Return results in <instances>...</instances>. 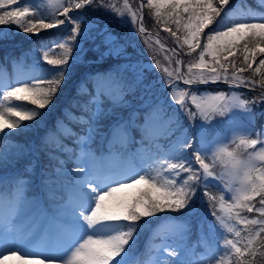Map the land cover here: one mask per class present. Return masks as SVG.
<instances>
[{
    "label": "snow or ice",
    "instance_id": "obj_1",
    "mask_svg": "<svg viewBox=\"0 0 264 264\" xmlns=\"http://www.w3.org/2000/svg\"><path fill=\"white\" fill-rule=\"evenodd\" d=\"M230 3L231 0H139L138 5L132 6L129 0H124L123 7L130 17L127 22L133 26L137 21L141 23L129 35H122L107 22L72 14L102 8L123 18L124 13L105 0H66L59 13L63 18L51 22L40 17L38 9L22 4V0H0V26L15 27L36 37L41 31L70 26L67 38L54 45L63 55L53 59L44 51L42 56L43 62L55 70L53 78L43 74L33 80L0 85V134L5 137L27 129L29 124L25 122L39 125L43 110L54 104L62 86L72 79L77 62L89 53L99 60L107 56L118 61L130 60L126 52L130 35L145 34L142 23L145 6L154 10L158 24L165 25L162 31L175 43L168 51L176 57L175 69H165L167 76L161 74L158 79L150 80L146 75L158 63L145 66L142 61L116 63L109 71L96 73L90 77L93 87L76 105L78 111L71 113L66 109L68 123L58 121L37 149L9 143L0 151V162L32 152L36 160L28 163L27 172L37 168L39 152H45L48 159L35 178L15 180V188L7 197V207L4 206L6 198L0 196V246H11L6 249L11 257L24 264L29 258H35L39 264L57 261L59 264H128L142 220L165 212H183L197 199L208 204L211 209L208 215L214 218L201 243L211 248L217 233L223 242L217 240L215 251L206 258L194 260L179 240L162 242L159 250L163 264H254L250 258L257 254L264 256V125L254 124L256 109L264 106V17L257 22L222 24V13ZM5 35L0 32V38ZM184 46L190 50L188 54L198 56L196 62L186 64V72L181 71L180 60L185 55ZM126 71L134 74L133 82L125 78ZM245 73L249 75L246 77ZM178 83L187 90L169 98L188 117L189 128L195 127L197 118L201 119V131L198 138L188 129L175 138L168 132L169 143L162 148L156 122L165 119V112L159 103L153 102V89L162 84L161 90L171 93ZM209 83H226L230 89L243 86L256 95L230 107L229 95L223 91L213 95L193 90L197 85ZM137 89L140 103L133 106L126 96L135 95ZM13 101L19 103L13 104ZM25 103L33 106L32 109L24 110L21 105ZM235 107L243 109L246 116V123L239 129L242 134L238 142L236 137L232 140L235 148L229 150L224 146L210 155L205 135L207 123L215 116L230 119ZM260 115L264 117V110ZM134 132L139 134V139ZM56 133L72 140L71 149H62L66 153L63 159H56L52 152L46 151L48 136ZM95 144L107 146L106 157L93 151ZM133 144L138 145L136 151L128 152V146ZM247 149L252 151H244ZM225 157L230 165L228 175L238 180L239 186L231 189L233 194L226 199L229 186L221 184L223 191L217 200L211 189L222 178L213 174V163L208 161ZM105 159L118 160V169L103 167L101 161ZM135 161L149 168L156 166L166 175L153 177L142 171L138 178H130V182L118 178L119 172ZM36 179L39 181L36 192L26 196L25 192L31 190ZM126 189H136V193L112 199L115 193ZM44 202L51 207L45 208ZM217 202L225 216L216 210ZM241 212L259 215L249 218ZM230 221L243 225L244 235ZM24 224L31 225L29 232L39 228L63 239L66 247L62 254L21 253L16 245L27 239L19 227ZM219 226L234 238L219 232ZM175 235L179 236V231Z\"/></svg>",
    "mask_w": 264,
    "mask_h": 264
},
{
    "label": "trees",
    "instance_id": "obj_2",
    "mask_svg": "<svg viewBox=\"0 0 264 264\" xmlns=\"http://www.w3.org/2000/svg\"><path fill=\"white\" fill-rule=\"evenodd\" d=\"M64 3L66 0H63ZM106 3L109 4V6H112V0H105ZM22 4H27L34 10L38 9V15L42 18H44L46 21L51 22L55 19L63 18L60 15H56L55 13H52L53 11L49 9L43 0H22ZM65 4H63L64 6ZM144 20L143 25L144 27L158 35V37L163 42H168L173 47H175L174 41L169 38L168 34L163 32L162 29L165 27V25L161 23H157L156 18L154 16V10H149L146 6L144 7ZM73 15H84L91 17L93 19H98L103 22H107L110 24L111 27H115V20H116V14L111 11H105L102 8L92 9L88 8L85 9L83 13H77L73 12ZM223 20L221 21L222 24H230L234 22H244V21H251V22H257L262 17H264V0H231V3L227 6L225 9V13H222ZM173 27V30L175 29L174 25H171ZM216 25L214 24L213 27ZM63 29V30H62ZM114 29V28H113ZM0 32L7 33V35L0 38V61L2 60L3 55L7 52L8 46L6 45V41L13 40V41H20L19 47V57L21 59H24L25 61L28 59H31L30 55H26L28 52H37V53H44V51H48L49 57L53 59H57L61 56L63 51L54 45L59 42H63L69 32H70V26L64 25L60 30H49V31H41L40 35L38 37L26 35L23 32L17 30L15 27L7 28L4 26H0ZM180 34V33H178ZM142 35H136L134 39L132 40V43L134 44L133 51L138 55L141 53L143 54L142 57H144L141 61H145L146 56H152L151 58H154L155 55H149L150 50L146 47V45L141 40ZM181 43H182V36H181ZM49 49H51L49 51ZM180 51V49H177ZM183 51L185 55L182 56L183 58V67L184 71H187L186 64L188 62H196L198 59V56L196 54H188L190 50L187 49L186 46H184ZM90 56L94 57L93 54L89 53ZM173 55V54H171ZM94 62H90L87 59L77 62V65L74 68L72 79H70L67 83H65L60 92L57 94L56 100L53 105H51L48 109L43 110L41 122L39 125H37L36 122H25L29 124V127L25 129L24 131L16 130L11 134V136H23V135H31V137L34 138L37 145H40L41 141L44 139V137L49 133L50 130H54L56 127V124L58 121L63 120L66 124L68 123L67 117L65 116V110H69L71 113H76L78 111L76 105L77 103L86 95V93L93 87V80L90 79L91 76H94L96 73H105L110 70L108 66H114L116 63H121L119 61H115L113 64L107 65L106 60H99L97 58H94ZM123 63H134L133 57L130 58L128 61H124ZM158 68V67H157ZM45 69V70H44ZM160 69V68H159ZM195 70V69H194ZM28 73H30L29 76L32 75H51L55 74V70L48 66L47 68H42L40 70H33V68H29ZM133 73H124L125 78L131 83L133 82ZM164 75L163 73L158 72L157 70H153L151 73H146L148 78L151 79H158L160 75ZM249 73H245V76L247 77ZM165 76V75H164ZM29 77L24 76L22 80H28ZM181 87L186 88L185 85L178 83ZM180 87H177L176 90H178ZM228 88L219 86V85H207V86H199L195 87L193 90L200 92V91H207L211 93L220 92V91H226ZM238 94L240 95L241 100L245 99H252L256 94L249 90H237ZM154 93V91H153ZM140 95L139 89H137L135 95L129 94L127 97L128 101L133 106L139 105L140 101L138 99ZM163 102V101H162ZM159 103V102H158ZM161 107L164 109L165 112V119L164 120H158L156 122V127L160 130V139L164 142V147H166L169 143V138L167 133L172 132L173 137H181L182 133L184 132L185 125L184 121H181L178 119L179 117L176 116V114H172V116L169 114L172 111V108L168 106H164L163 103H159ZM21 107L24 110H31L33 106L30 104H22ZM264 110V106H261V108L256 109V119L254 121V124L256 127H260L261 125H264V117H261V115L258 113L259 111ZM127 110H125L126 113ZM232 118H225L222 117V119H218L215 124L210 128H206V141L208 146H210L212 143L219 139H227L228 137H236L238 139L239 135L242 133L237 130L234 131V127L232 124ZM177 122L180 123V125H177ZM246 123V121L244 122ZM244 125V124H243ZM70 127H75V125H69ZM67 129H65V132ZM201 130H198L196 136L199 137V133ZM134 136H137L134 132ZM71 138L65 136H61L60 133H56V135L48 136V145L49 147L58 148L63 145L67 146L68 148H72L73 144L71 143ZM9 143H15L18 145H21L24 147L23 144H21L19 141H16L15 138L13 139H0V151H3L7 148V145ZM98 146H101L97 144ZM103 151H107V146H101ZM248 150V149H247ZM244 150V151H247ZM49 151V150H46ZM251 151V150H250ZM54 154L56 158H59V155L57 152L50 151ZM43 156L47 158L45 155V152H42ZM190 155V153L186 154ZM14 157H20V156H14ZM212 163L210 160L208 161ZM16 164V163H15ZM4 164L0 162V167H3ZM13 168L14 165H9ZM158 168L156 166L151 167V176L156 177V173ZM213 173L215 176L222 178L219 174V168L216 167L213 164ZM174 175V174H173ZM186 176V174H184ZM217 187H213L211 189L212 193L217 197V200L219 196L221 195V192L223 189L220 187L221 184H225V181L223 179H219L214 182ZM233 194L232 191L229 190L228 196H226V199L229 198V196ZM258 206V205H257ZM209 206L207 203H201L199 199H197L193 203V208L189 212H165L160 213L157 216L148 218L147 221H141V227L139 230V235L141 238L147 236L148 241L146 242L144 246L143 252L140 254L139 259L140 263H142L145 258L148 256L150 250L149 247L153 243V241H156L158 238L163 237L164 235H167L169 237H173L176 240L184 241L186 240V237L188 236V245L190 248L193 249H202L203 244L201 243V237L208 232V224L213 221L214 218L210 217L208 215L209 212H207ZM216 210L219 212L221 216H225V212L220 210L219 202H217ZM241 215L248 216L249 218H252L253 216L258 217V213H246L241 212ZM184 221V222H183ZM149 223H152L151 225H148ZM229 223L232 224L233 227H235L237 230H241V234L244 235L243 231V225H240L236 223L235 221H230ZM179 231V236L175 235ZM219 232H222L224 235L228 236L229 238H234L233 234L227 233L226 229H224L222 226H219ZM219 240L220 243H222V239H220L219 234L217 233L213 237V243L216 244V241ZM254 259V264H264V256H261L257 254Z\"/></svg>",
    "mask_w": 264,
    "mask_h": 264
},
{
    "label": "rangeland",
    "instance_id": "obj_3",
    "mask_svg": "<svg viewBox=\"0 0 264 264\" xmlns=\"http://www.w3.org/2000/svg\"><path fill=\"white\" fill-rule=\"evenodd\" d=\"M44 1L47 3L48 7L51 10L57 9L62 4V2L59 0H44ZM112 1H113L112 5L119 2V0H112ZM129 4L132 6H136V5H138V1L137 0H129ZM123 6H124V0H123V2H121V6H120V4H118L116 7L117 9H119L121 12L124 13L123 18H121L117 14H116V16L119 17V19H118L119 24L122 26L123 29L126 30V31L125 30L121 31L120 33L122 35H129L132 32L133 27H136V25L133 26L127 22L128 20H130V17H129L127 10L124 9ZM121 19H123V21ZM130 36H131V39H134L136 35H130ZM142 36L143 37H141V40L146 45V47L149 48V50H150L149 55H155L156 54V56L154 58H151L152 56H149V57L146 56L145 61H142L143 64L145 66H147L149 64L158 63V68H155L154 70H157L158 72L163 73L166 77L167 72L165 71V69H167V71H173L175 69L176 65L174 63V60L176 57L174 55H171L172 53L168 51V47L167 48L165 47V45L161 39L149 36L147 34L146 35L143 34ZM196 70H197L196 72L200 71L199 69H196ZM129 72L132 73L131 71H129ZM132 77H133V81H134V74H132ZM171 93H169V91L165 92L163 94L162 98H165V97L169 98ZM198 93L205 94V93H211V92L201 91ZM215 93H217V92H215ZM215 93H211V94L214 95ZM225 93H227L229 95V98H230L229 106L230 107H234V106L238 105V102L241 101L240 95L235 90L227 91ZM233 93L235 94L234 99H233ZM179 95H180V93L178 94V92H177L174 96L178 97ZM171 102H172V100H171ZM172 104H174V103L172 102ZM174 106H176V105L174 104ZM193 109L195 111V108H193ZM232 115H233V121H232L233 126L232 127H234V131H237L243 126V124H245L244 122L246 121V116H245L243 109L238 108V107L234 108ZM197 120H198V123L195 122L196 132H197L198 128H200V130H201V123H202L201 119L197 118ZM233 138L234 137H232V136L228 137L227 139L221 138V139L215 141L214 143H212L209 146V148L211 149L210 155H211V153L217 152L219 148L226 146V144L229 143ZM237 142H238V140H237ZM137 147L138 146H136L135 148L137 149ZM227 147L229 148V150H232L235 148V144H230ZM258 149H259V146L257 147L256 150L258 151ZM214 161H215V163L222 165L223 168L220 170L219 175L222 177V179L225 181V183L228 184L230 191L234 187L239 186L238 180H232L231 177H229V175H228V170H229L230 165L227 164V158L225 157L222 159H215ZM103 165H104L103 167H106V168L118 169L119 161L116 159H105ZM146 168H147V165L145 163L140 162V161L131 162L130 164L128 163L127 166L123 169V171L119 172L118 178L125 179V180H127V182H130V178H132V177L138 178V174L141 173L142 171H146ZM109 174H111V173H109ZM138 187L142 188V187H144V185H139ZM135 193H136V189H126L123 192L115 193L114 198H112V199L126 198V197L131 196ZM163 242L170 243L168 241H163ZM42 243L46 244V248H44L45 254H62L64 248L66 247V242L63 239H60L57 237H54V239H52L50 236H48V237H46V239H44L41 242V244ZM161 243H158L155 245L156 252L152 255L151 259L148 261L147 264H163V256H162L161 251L159 250V246L161 245ZM37 245L35 244L33 247H29L27 249H24L23 251H21V253H25V254L26 253H37V252H34V249H36ZM42 247H43V244H42ZM215 250L216 249L214 247L209 249V250H206L205 253L203 254V257H206L208 254H210L211 252H213ZM56 263L59 264V261H57ZM0 264H24V262L14 258V257H11L8 252H4V255L0 256ZM27 264H39V263L37 261H34L33 258H29L27 261Z\"/></svg>",
    "mask_w": 264,
    "mask_h": 264
},
{
    "label": "water",
    "instance_id": "obj_4",
    "mask_svg": "<svg viewBox=\"0 0 264 264\" xmlns=\"http://www.w3.org/2000/svg\"><path fill=\"white\" fill-rule=\"evenodd\" d=\"M137 26H139V21H137ZM218 84L228 86L226 83H218ZM236 88H239V87H236Z\"/></svg>",
    "mask_w": 264,
    "mask_h": 264
}]
</instances>
